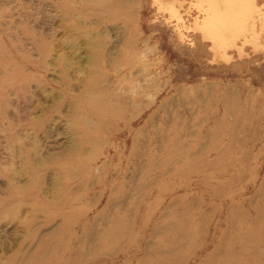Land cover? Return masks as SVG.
<instances>
[{
	"label": "rangeland",
	"instance_id": "1",
	"mask_svg": "<svg viewBox=\"0 0 264 264\" xmlns=\"http://www.w3.org/2000/svg\"><path fill=\"white\" fill-rule=\"evenodd\" d=\"M0 264H264V0H0Z\"/></svg>",
	"mask_w": 264,
	"mask_h": 264
},
{
	"label": "bare ground",
	"instance_id": "2",
	"mask_svg": "<svg viewBox=\"0 0 264 264\" xmlns=\"http://www.w3.org/2000/svg\"><path fill=\"white\" fill-rule=\"evenodd\" d=\"M229 7H232L236 10L239 11V13L241 14V11H242V6H240V3L237 4V5H234V4H231V5H228ZM208 21L210 22V19H208ZM236 25H239V21H236L235 22ZM200 30H203L204 32V36L208 39H210L216 46H218V44H216V40H215V34L213 33V31L210 29V27L208 26L207 23H204L200 26ZM251 32H252V29H251Z\"/></svg>",
	"mask_w": 264,
	"mask_h": 264
}]
</instances>
